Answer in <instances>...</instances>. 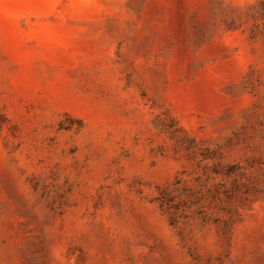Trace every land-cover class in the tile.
Listing matches in <instances>:
<instances>
[{
  "label": "rangeland",
  "instance_id": "1",
  "mask_svg": "<svg viewBox=\"0 0 264 264\" xmlns=\"http://www.w3.org/2000/svg\"><path fill=\"white\" fill-rule=\"evenodd\" d=\"M0 264H264V0H0Z\"/></svg>",
  "mask_w": 264,
  "mask_h": 264
}]
</instances>
